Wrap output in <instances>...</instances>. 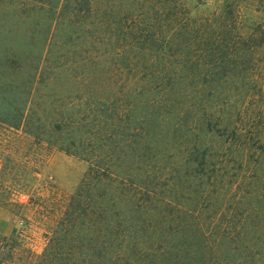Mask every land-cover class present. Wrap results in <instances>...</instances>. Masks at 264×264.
I'll use <instances>...</instances> for the list:
<instances>
[{
  "label": "trees",
  "instance_id": "16d2710c",
  "mask_svg": "<svg viewBox=\"0 0 264 264\" xmlns=\"http://www.w3.org/2000/svg\"><path fill=\"white\" fill-rule=\"evenodd\" d=\"M146 1L0 0V128L89 163L33 264H264V0Z\"/></svg>",
  "mask_w": 264,
  "mask_h": 264
},
{
  "label": "rangeland",
  "instance_id": "374dc122",
  "mask_svg": "<svg viewBox=\"0 0 264 264\" xmlns=\"http://www.w3.org/2000/svg\"><path fill=\"white\" fill-rule=\"evenodd\" d=\"M96 2L114 4L116 7L121 3L132 4L134 0ZM149 2L147 0L146 4ZM223 2L193 0L196 6L193 14L212 12L219 9ZM0 144H3L0 150H4L6 155V160L0 159V208L5 215L6 212L11 213L15 219L14 228L9 233L0 232V264H33L36 255L44 251L48 241L47 232L65 211L89 163L54 150L39 164L37 161L46 149L42 148L43 145H36L33 136L22 131L0 128ZM6 162L10 167L2 171V165Z\"/></svg>",
  "mask_w": 264,
  "mask_h": 264
},
{
  "label": "crops",
  "instance_id": "0c3cea01",
  "mask_svg": "<svg viewBox=\"0 0 264 264\" xmlns=\"http://www.w3.org/2000/svg\"><path fill=\"white\" fill-rule=\"evenodd\" d=\"M7 215H5V212H3L0 208V232L3 233H9L10 230H12L14 228V217L12 216V214H8L6 212Z\"/></svg>",
  "mask_w": 264,
  "mask_h": 264
}]
</instances>
